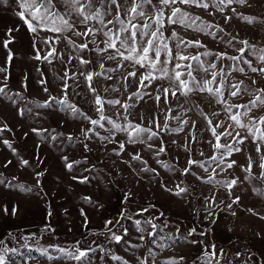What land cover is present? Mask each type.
Returning a JSON list of instances; mask_svg holds the SVG:
<instances>
[{
    "label": "rangeland",
    "instance_id": "1",
    "mask_svg": "<svg viewBox=\"0 0 264 264\" xmlns=\"http://www.w3.org/2000/svg\"><path fill=\"white\" fill-rule=\"evenodd\" d=\"M119 2L123 4L124 0ZM156 2L152 0L153 4ZM54 3L63 11L58 0ZM99 6L100 0H96V7ZM175 6L199 17L197 24L204 21L223 31L211 28L213 38L190 28L169 25L165 19V37L175 31L184 41L199 40L205 47L189 48L188 54L212 53L201 59L206 63L215 62L217 73L223 67L229 73L225 77L228 85L243 82L242 89L247 87L264 97V93L258 91L264 89V74L251 72L242 62L238 67L245 71L241 73L234 70L233 61L221 60L215 55L238 56L237 49L244 47L238 41L244 40L257 49L264 48V23H261L264 0H246L243 5L234 3L222 12L211 5L207 10L194 5ZM151 8L148 5L146 10L151 11ZM232 8L236 9L235 13ZM20 11L19 0H0V69H5L0 71V87H4L7 94L0 95V180L4 181L0 184V242L16 250L8 253V264H77L60 257L55 250L68 249L77 243L81 249L89 245L96 249L90 253L92 264H121L112 259L113 255L127 264H165L181 257V264H201L200 258L205 251L212 252L213 246L216 252L213 264H264V219H261L264 217V168L259 166L264 163L260 160L264 144L257 153L256 144L249 137L243 144L233 145L241 151L223 157L224 165H218L212 157H219L220 153L208 143L209 140L216 142L209 128L223 122L216 129L217 134L231 131L228 126L233 121L213 96L195 92L185 97L178 92L174 99L169 92L165 101L163 88L168 86L165 82L154 80L150 87L139 89V77L145 69L130 67L127 61H123L124 67H117L121 61L107 59L111 49L98 54L91 51L92 44L82 51L73 50L67 40L61 39L53 44L55 52L49 62L43 57L50 48L40 39L56 34L42 31L36 37L17 15ZM237 14L254 18L255 22L248 23ZM121 16L123 18V11ZM226 16L231 17L227 22ZM77 29L85 30L79 24ZM65 35L77 45L84 43L82 37L71 32ZM103 39L99 34L96 37L100 48L104 47ZM5 42H8L7 48ZM174 45L172 41L170 46L175 54ZM37 48L41 49V59H35ZM244 56L252 61L253 67L264 68L249 51H245ZM81 57L91 63L80 64ZM193 65L195 67L194 62ZM133 71L136 77L127 76ZM66 72L69 77H75L66 81L67 101L91 119H99L98 106L82 73L103 72L110 79L94 76L92 86L105 100L121 101L115 106L104 104L105 117L122 125L131 122L156 131L155 120L161 127L167 123L170 130L160 131L148 143L129 144L125 133L116 132L112 124L104 120L103 128L95 127V132L86 136L82 129L93 126L83 116L74 117L54 101L52 107H41L53 97L64 98ZM194 74L199 78L200 73ZM137 91L143 94V99L133 96ZM157 95L159 101L155 98ZM130 96L133 98L129 99ZM224 98L230 105L251 107L255 95L242 91L232 97L225 90ZM122 104L129 105L127 112ZM231 111L242 113L244 109L233 107ZM262 117L264 107H256L242 119L258 122ZM261 128L264 129V125ZM176 129L183 130L174 131ZM236 131L241 136L246 135L244 129ZM232 141L233 137L221 136L220 139L222 145ZM121 143L123 149L119 146ZM161 147L164 152H158ZM135 156L140 160L134 159ZM249 157L251 174L245 171ZM190 160L204 164L208 171L190 164ZM231 161L236 163L227 168L226 164ZM68 163L72 164L71 170L66 166ZM185 169H190L188 174H184ZM210 175H214L218 183H205ZM232 180L237 183L229 191L223 184ZM180 189L185 191L176 195ZM237 197L238 202L233 203ZM109 220L112 223L106 226ZM137 220L144 233L138 230ZM149 220L157 225L155 229L147 223ZM193 228L195 233L189 235ZM153 232L155 235H149ZM113 233L122 236L120 242L110 239ZM39 249H47L54 259L41 255Z\"/></svg>",
    "mask_w": 264,
    "mask_h": 264
},
{
    "label": "snow or ice",
    "instance_id": "2",
    "mask_svg": "<svg viewBox=\"0 0 264 264\" xmlns=\"http://www.w3.org/2000/svg\"><path fill=\"white\" fill-rule=\"evenodd\" d=\"M60 5L63 8V11L56 7L54 0H19V7L22 11L18 12L17 15L19 18L27 25V28L39 37V33L42 31H47L55 33V36L52 37H43L40 39V42L50 48V51L46 53L43 59L48 60L53 56L55 52L54 43H58L61 39L67 40L73 50H85L88 49L89 44H92L94 47L91 51H95L98 54L107 52L109 49L112 50V53L108 55V60H119L121 63L117 67H124L123 61L129 62V66L136 68L145 69V71L139 77V89H146L151 86L154 80H160L165 82L168 86L163 88L164 98L167 101L169 92L171 96L175 99L177 93L181 96H189L195 92L205 93L213 96L216 101L224 106L226 112L229 113V119L233 121V124H230L228 128L232 129L231 131L225 130L223 133L217 134V128L221 127L223 122L218 123L215 127H210L212 136L215 138V143L211 140L208 143L212 144L213 148L220 153V156H213L212 160L215 161L218 165H224L225 156H230L234 152H239L241 149L239 147H233L234 144H243L245 140L251 137L253 143L256 144V152L260 153L261 144H264V129L261 128V125H264V117L260 118L257 122L254 119H251L245 122L242 119V116H247L251 111V108L264 107V97L260 94L253 93V91L247 87L241 88L240 84H231L228 85L225 77L229 73H226L223 67L217 73L216 68L217 64L215 62L206 63L201 59V56L213 55L210 52L200 53L199 55H190L187 53V50L192 47H205L199 40L196 41H184L182 40L175 31L172 32L171 36L165 37L164 28H165V19L169 25H179L183 28H190L193 31L202 32L205 35H212L214 33L211 31V28L216 27L217 31H223L222 28L218 26H213L207 22L200 21L197 24V21L200 20L199 17L191 16L189 13L183 11L180 7L175 5H189L201 7L205 10L211 5L213 8L224 11V8L236 3L243 5L246 0H157L155 4L152 3V0H124V3L121 4L119 0H100V6L96 7V0H58ZM151 5V11L146 10L147 6ZM113 6H115V15L113 16ZM165 9L168 10L167 17L165 16ZM233 13L236 12L235 8L231 9ZM123 11V18L121 12ZM241 19L246 20L248 23H253L254 18L245 17L242 14H237ZM112 16V19H106V17ZM75 18V19H74ZM230 16L225 17V21L230 20ZM151 20L152 23L148 21ZM142 21V23H141ZM264 23V21H261ZM83 25L85 30L83 32L77 29V25ZM111 25V27H109ZM71 32L72 35L76 37H82L84 43L75 44L65 33ZM101 35L104 39L101 43L104 45L103 48H100L97 44L96 37ZM91 36V39L88 37ZM235 39V38H233ZM175 41V54L173 52V47L170 46V43ZM231 45V41L228 42ZM244 47L237 49L239 52L238 56H227L226 53L215 54L218 59H229L234 62L236 67L234 70L243 73L244 68L238 67L242 62L248 66V68L253 73L264 74V68H257L252 66V61L244 56L245 51H249L250 55L254 57L261 64H264V48L257 49L255 45H250L248 41H238ZM8 42H5L4 47L7 48ZM35 48V41H34ZM41 49H36L37 55L35 59H41L40 56ZM163 55V59L161 56ZM12 55L9 53L8 60L11 61ZM187 61L185 64L183 62ZM195 64V67L193 65ZM79 63L82 65H87L91 63L90 60H85L82 57L79 58ZM100 67L103 68L104 65L100 64ZM115 69H110L109 71H114ZM0 71H5V69H0ZM195 73H200L199 78ZM85 75V79L88 82L87 86L90 92L94 96V104L98 107L96 111L99 113V119H91L87 115L80 112V110L71 102L67 101V79H75V77H69L68 73H65V83H64V98L56 99L53 97L50 101L46 102L41 107H52L53 101L56 104L62 106L63 110L70 111L75 116H83L84 120L90 122L93 126L90 129H82V131L87 134L89 132H95V127L103 128L104 124L102 121L107 120L109 124H112L113 129L116 132H123L127 135V143L136 144V143H148L154 137L159 135L160 131L170 130L168 124L165 123L161 127L158 121L153 120L156 124V131L152 128L143 127L142 125L132 124L131 122L127 124H120L112 121L105 117L104 114V104L111 106L120 105L121 101L119 100H105L102 98L92 86V80L94 76L104 77L105 79H110V77L104 76L103 72L97 73H82ZM127 76L136 77V72H129ZM219 76V80L217 77ZM127 79V77H125ZM145 81L148 83L145 84ZM255 83V81L253 82ZM228 90L229 95L232 97L238 96L242 91L247 92L250 95H255V100L251 102V107L247 105H230L228 101L224 98V91ZM46 91V89H45ZM259 93H264V89H259ZM159 92V88L157 89ZM0 95H7L5 93V88L0 87ZM150 95V94H149ZM134 97L143 99V94L140 91H137L133 94ZM133 96H130L129 99H132ZM156 100L159 101L160 96L157 95ZM121 107L124 108L125 112L128 111L129 105L122 104ZM241 108L244 109L242 113L237 112L233 113L231 109ZM20 114L23 115V110L20 111ZM203 115V113H201ZM127 119V117H125ZM187 123V121H185ZM208 124L211 125L212 122L209 120ZM193 127L195 124L193 123ZM236 129H244L246 135L241 136L239 131ZM183 129H176L174 131H182ZM2 131V129H0ZM33 131H37L33 129ZM233 133L235 135L233 136ZM98 135V133H96ZM223 137H233V141L230 144H221L220 139ZM54 139V137H53ZM102 139H111V137H102ZM3 143L8 145L11 148V144L7 140H4ZM120 148H124V144L121 143ZM151 147V144L148 145ZM163 147L158 149V152H164ZM203 155V153H201ZM66 159V158H65ZM134 159L140 160L139 156H135ZM249 159L248 167L245 169L246 172L251 174V157ZM260 160L264 161V155H260ZM8 163H11L10 161ZM23 163L27 164V161ZM190 164L197 165L201 168H204V171H208L204 167V164L198 161H189ZM236 162L231 161L226 164L227 168H231ZM67 168L71 170L72 164L68 163ZM261 168H264V163L259 165ZM162 167L168 168V165L162 164ZM143 171H154L150 169H143ZM190 169H185L184 174H188ZM215 173V169H213ZM205 183L215 184L218 183L215 180L214 175H210ZM4 181L0 180V184H3ZM237 181L232 180L223 184L230 191L231 187L236 185ZM179 187V186H177ZM171 191V189H166ZM185 191L180 189L179 192H176V195H179L180 192ZM239 197L236 198L233 203H237ZM214 202V201H213ZM231 207V205H229ZM7 211V209H5ZM144 211H147L145 209ZM249 211H252L249 209ZM13 214H15V209H13ZM235 213H233L234 215ZM83 215V212H82ZM264 219V217H261ZM119 222V221H117ZM112 221H106V226L111 224ZM138 226V230L141 233H144V229L140 228V221H135ZM153 229L157 227L151 220L147 221ZM109 231H111L109 229ZM195 233V229H191L189 235ZM149 235H155V233H149ZM141 235L140 239H143ZM27 241V237L24 238ZM111 240L120 242L122 236L112 234L110 237ZM196 243V241H192ZM60 253V257H63L70 261H76L77 264H92V257L90 253L96 251L90 245L87 248L81 249L79 243L74 244L71 248L59 247L55 249ZM103 251V248L100 249ZM15 253L16 250L9 249L0 242V264H8L6 259L9 252ZM41 255L46 256L49 260L54 259V257L48 254L47 249H39ZM57 257L56 259H59ZM216 258L215 248L213 246L212 252L205 251L204 256L201 259V264H213V260ZM112 259L120 261L121 264H127V261H124L119 256H112ZM180 260L171 259L165 262V264H181ZM146 264V262H143Z\"/></svg>",
    "mask_w": 264,
    "mask_h": 264
},
{
    "label": "water",
    "instance_id": "3",
    "mask_svg": "<svg viewBox=\"0 0 264 264\" xmlns=\"http://www.w3.org/2000/svg\"><path fill=\"white\" fill-rule=\"evenodd\" d=\"M99 114V113H98Z\"/></svg>",
    "mask_w": 264,
    "mask_h": 264
}]
</instances>
